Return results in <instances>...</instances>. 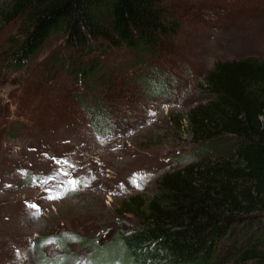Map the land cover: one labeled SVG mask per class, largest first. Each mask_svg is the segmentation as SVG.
<instances>
[{"label":"rangeland","instance_id":"obj_1","mask_svg":"<svg viewBox=\"0 0 264 264\" xmlns=\"http://www.w3.org/2000/svg\"><path fill=\"white\" fill-rule=\"evenodd\" d=\"M166 1L198 19H208L213 2L214 15L228 24L185 25L172 39L184 38L186 59L196 68L174 62L176 43L165 40L159 57L147 63L100 38L82 49L61 35L19 73L7 74L0 58V264H94L99 253L112 256L107 264H127L115 234L139 218L124 213V205L138 196L145 207L166 172L234 156L230 135L206 156H195L199 144L188 134L187 116L209 101L201 84L215 61L264 59V0ZM19 27L18 19L1 27L0 53ZM92 62L96 69L86 76ZM84 98L104 99L107 106L122 98L121 131L96 134L91 111L80 107ZM48 141L65 156L53 160ZM261 236V230L235 229L216 243L217 264H264L241 257L246 249L264 250Z\"/></svg>","mask_w":264,"mask_h":264},{"label":"trees","instance_id":"obj_2","mask_svg":"<svg viewBox=\"0 0 264 264\" xmlns=\"http://www.w3.org/2000/svg\"><path fill=\"white\" fill-rule=\"evenodd\" d=\"M169 4L166 0H0V29L20 21L19 34L0 53L3 70L9 75L23 71L55 35L82 49H87L90 39L100 38L143 62L158 58L165 40L176 43L174 62L196 68V61L186 59L184 38L179 44L172 39L185 25L210 29L228 24L214 15L213 2L206 6L208 19L186 17L181 7L172 9ZM94 64L85 66L86 76ZM203 79L209 101L193 107L187 116L188 134L199 144L193 153L202 158L212 151V144L230 135L236 141L234 156L166 172L145 207L138 196L124 205V213L139 218L135 227L115 234L127 264H217L216 243L235 229L261 230L264 239V59L217 60ZM163 82L158 83V91ZM91 100L79 103L81 109L91 111L94 132L99 136L120 132L117 117L125 106L122 98L108 106L104 99ZM101 106L104 111L98 113ZM176 126H182V118ZM49 142L45 146L53 160L65 156L66 151ZM38 175L28 176L29 183ZM259 249H246L241 257L264 263V250ZM111 257L99 253L93 261L107 264Z\"/></svg>","mask_w":264,"mask_h":264}]
</instances>
